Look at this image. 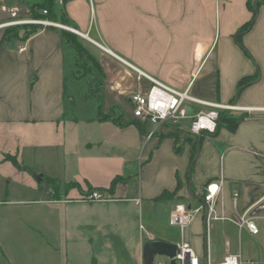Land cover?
Listing matches in <instances>:
<instances>
[{
	"label": "crops",
	"instance_id": "0c3cea01",
	"mask_svg": "<svg viewBox=\"0 0 264 264\" xmlns=\"http://www.w3.org/2000/svg\"><path fill=\"white\" fill-rule=\"evenodd\" d=\"M42 1L0 0V207L21 210L0 217V253L23 254L30 224L64 225L90 264H142L150 241L184 242L201 264L220 262L241 255V235L264 236V4L241 38L245 53L234 34L251 19L249 0H54L97 78L86 64L79 73L66 30L7 33ZM138 71L241 110L223 112L213 135L192 136L183 120L148 136V125L132 123L129 97L150 86ZM210 184L218 191L206 204ZM92 191L107 201L80 200ZM177 204L202 207L183 230L169 225ZM57 211L63 221L41 217ZM245 212L258 234L240 225Z\"/></svg>",
	"mask_w": 264,
	"mask_h": 264
},
{
	"label": "built area",
	"instance_id": "2783aa9c",
	"mask_svg": "<svg viewBox=\"0 0 264 264\" xmlns=\"http://www.w3.org/2000/svg\"><path fill=\"white\" fill-rule=\"evenodd\" d=\"M43 11V14H46ZM15 16V13H12ZM21 24H32L43 27H59L66 31L75 33L69 27L59 25L48 20H15L10 22L9 26H16ZM26 47L21 46L18 49L19 54L26 53ZM139 76L145 78L150 86L146 92H136L130 95L129 103L131 106V115L134 122L143 126L148 125L150 130L148 136H152L157 129L164 124L172 123L177 124L183 120H189V133L192 136L199 134L213 135L215 134L218 126V120L221 112L239 111L241 108L229 104H214L203 100L196 99L189 94L188 89L184 91L172 88L164 83H161L154 78L143 74L138 71ZM195 106V108L192 107ZM218 186L210 184L206 187V195L204 203L209 204L216 196ZM236 197V195H235ZM103 194L98 191H92L80 200L89 203H100L107 201ZM202 207L192 209L184 204H177L169 215V225L183 230L189 226L193 220L196 212ZM241 226H245L247 230L253 234H258V228L255 223L248 218V212H245L239 220ZM142 229V227H141ZM178 252L173 260L176 264H201L200 260L194 254L189 244L182 242L177 245ZM156 258H161L158 262ZM172 259L167 257H155L153 264H170ZM205 264H255L251 261H246L240 254L227 255L220 262L206 261Z\"/></svg>",
	"mask_w": 264,
	"mask_h": 264
},
{
	"label": "rangeland",
	"instance_id": "374dc122",
	"mask_svg": "<svg viewBox=\"0 0 264 264\" xmlns=\"http://www.w3.org/2000/svg\"><path fill=\"white\" fill-rule=\"evenodd\" d=\"M16 20L30 21L31 15H29L26 18H22V19L20 18ZM58 21L62 22V20H58ZM59 22L57 24L62 25ZM19 26H21L20 27L21 33H24V31H22V28L25 26H32V25L21 24ZM87 54L88 53L84 50L81 53H78L77 60L79 62V69H80L79 73L84 71L82 68H80L81 65L86 64L88 70L91 71L92 73L94 72L95 76L98 78L99 76L98 72L95 66L93 65V63L91 62L90 60L91 58ZM44 186H47V183H45ZM35 197H36L35 199H38L39 198L38 194ZM19 212H21V210L8 209V208L5 209V207H0V217H4L5 215L4 213H11V214L13 213L15 216H18L20 214ZM25 212L27 214L29 213L30 215L34 213L40 215V213L37 211H33L34 213H32V212H28L27 210ZM26 213H23V217L27 215ZM45 216H47L50 219L54 217L55 220H59V221L60 219L62 221L65 219L64 214H62V212L60 211H57L53 215L42 214L41 217L44 218ZM30 227H31L30 229L34 231V235L32 234L33 237H31L30 239H27V237L25 236L23 237L25 243L24 245L22 244L20 245L22 251H24L23 254H21V252L17 250V256L15 257V260H10L12 262L10 263V261H8L0 253V264H90V259L84 252L78 253L75 251V240H72V242L70 243L68 241V238L62 232L63 227H65L64 225L62 226V224L58 223V226H55L52 230L47 226L45 230L44 228H40V227L37 228V226L34 224H30ZM72 230H75V226L71 228V231ZM168 230L170 232L176 231V229L174 228H168ZM70 235L72 236L71 233ZM234 247L236 248V251L238 253L239 252L241 253L243 259H250L256 264H264V236L262 235V233H260V235L256 237H248L243 234L236 239ZM27 252L31 253L33 257L35 254V258L33 257L28 258ZM23 257L24 259H22ZM159 260H161V258H156L157 262ZM126 263L133 264V262L130 259L129 262L127 261Z\"/></svg>",
	"mask_w": 264,
	"mask_h": 264
},
{
	"label": "trees",
	"instance_id": "16d2710c",
	"mask_svg": "<svg viewBox=\"0 0 264 264\" xmlns=\"http://www.w3.org/2000/svg\"><path fill=\"white\" fill-rule=\"evenodd\" d=\"M260 4H264V0H259V1H256V2H252V0H249L247 2V7H248L249 11L251 12V19H250L249 22H247L246 24L241 26L238 29V31L234 34L235 42L237 43V45L241 49L244 50L245 53H247V52H246L245 48L242 46V44H241V38L252 27V25H253L256 17H257L258 6ZM28 9H29V11L31 13V20H48V21H51V22H54V23H58L56 21L57 17H56V13H55L54 0H44V1L39 2V3L31 4V5L28 6ZM43 11H46L47 13L43 14ZM20 27L21 26H19V25L12 26V27L8 28L9 31H7V33L11 32L13 30H21ZM41 27L42 26H38V25H32V26L23 27L22 31H24V39H27L29 36L33 35ZM62 33H63L64 38L73 46L74 49H76V51L78 53H81L83 51L82 47L79 45V43L76 40L75 34H73L71 32H68V31H63ZM247 82L248 81L246 79L241 80V82H240V84L238 86L237 94L242 89V87L244 85H246ZM222 120H227V118L225 117L223 112H221L218 122H220ZM132 123L138 125L134 121H132ZM8 159H11V158H8ZM14 164H15V162H14ZM115 182H116V179L113 181V183H115Z\"/></svg>",
	"mask_w": 264,
	"mask_h": 264
},
{
	"label": "water",
	"instance_id": "95a60500",
	"mask_svg": "<svg viewBox=\"0 0 264 264\" xmlns=\"http://www.w3.org/2000/svg\"><path fill=\"white\" fill-rule=\"evenodd\" d=\"M177 252L176 244L164 241L146 242L142 247V264H153L155 257H167L172 259L170 264H176L173 258Z\"/></svg>",
	"mask_w": 264,
	"mask_h": 264
}]
</instances>
